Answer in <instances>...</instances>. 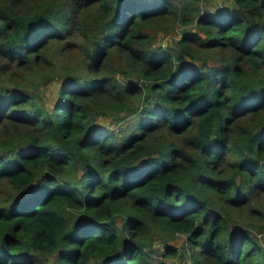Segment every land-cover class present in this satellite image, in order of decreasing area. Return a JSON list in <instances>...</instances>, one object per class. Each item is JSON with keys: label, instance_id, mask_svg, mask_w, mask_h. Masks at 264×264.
I'll list each match as a JSON object with an SVG mask.
<instances>
[{"label": "trees", "instance_id": "trees-1", "mask_svg": "<svg viewBox=\"0 0 264 264\" xmlns=\"http://www.w3.org/2000/svg\"><path fill=\"white\" fill-rule=\"evenodd\" d=\"M210 2L0 0V264H264V0Z\"/></svg>", "mask_w": 264, "mask_h": 264}, {"label": "rangeland", "instance_id": "rangeland-1", "mask_svg": "<svg viewBox=\"0 0 264 264\" xmlns=\"http://www.w3.org/2000/svg\"><path fill=\"white\" fill-rule=\"evenodd\" d=\"M211 5H215V8L216 7H218L219 8V6H220V4L222 5V4H224V0H211ZM214 7V6H213ZM211 8H212V6H211ZM180 30V27H178V28H175V31H179ZM168 38H170V35L168 34V33H165V34H162V35H160V37H159V39H162V41H165L166 39H168ZM56 85V82H54V81H52L51 83H49V85L46 87V92H48L50 89H51V87L52 86H55ZM101 122V119H99L98 120V123H100ZM108 122V120H107V118H105L104 120H102V122L101 123H104V124H106ZM242 225H244V223H242ZM261 235L259 234V237H260ZM182 239H183V236L182 235H178L177 236V238H176V243L178 244V245H180L179 244V242H181L182 241ZM155 243H154V247H156V245H157V242L156 241H154ZM260 242H264V236H263V238L262 237H260ZM159 250H161V246L159 247ZM169 261H173L172 263H174V264H183V263H186V261L185 260H182V261H178V258L176 259V258H173V259H168V261L167 262H169ZM43 264H51V258L49 257L48 259H46V260H44L43 261ZM188 264V263H187Z\"/></svg>", "mask_w": 264, "mask_h": 264}, {"label": "built area", "instance_id": "built-area-1", "mask_svg": "<svg viewBox=\"0 0 264 264\" xmlns=\"http://www.w3.org/2000/svg\"><path fill=\"white\" fill-rule=\"evenodd\" d=\"M219 7H221V4H220V6ZM158 245V244H157ZM156 245V246H157ZM153 246H154V243H153ZM164 264H174V263H172L171 261H169V262H166V263H164Z\"/></svg>", "mask_w": 264, "mask_h": 264}]
</instances>
